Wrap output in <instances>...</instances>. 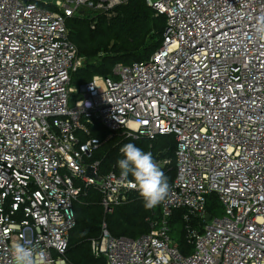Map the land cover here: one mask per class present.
<instances>
[{
  "label": "built area",
  "instance_id": "obj_1",
  "mask_svg": "<svg viewBox=\"0 0 264 264\" xmlns=\"http://www.w3.org/2000/svg\"><path fill=\"white\" fill-rule=\"evenodd\" d=\"M125 1L0 0V264H13L16 243L44 252V264H70L82 192L95 188L105 213L138 192L88 161L102 144L98 124L125 139L176 140V175L149 232L116 237L103 223L92 241L105 264H264V39L255 31L264 0H145L165 19L154 53L72 85L84 61L68 19ZM155 162L164 172L171 160ZM212 194L221 216L207 211ZM176 210L188 252L170 236Z\"/></svg>",
  "mask_w": 264,
  "mask_h": 264
},
{
  "label": "trees",
  "instance_id": "obj_2",
  "mask_svg": "<svg viewBox=\"0 0 264 264\" xmlns=\"http://www.w3.org/2000/svg\"><path fill=\"white\" fill-rule=\"evenodd\" d=\"M68 37L83 58V65L71 77V84L89 82L93 76H109L118 64H130L147 59L160 46L163 40L165 19L156 16L145 0H126L106 13L94 17H74L67 21ZM93 136L99 137L102 144L94 156L88 160H98L99 174L114 170L120 173L118 161L123 159L120 148L133 143L145 152H151L154 161L170 159L164 174L172 183L176 175L175 149L173 135L159 136L154 140H131L109 133L96 125L91 128ZM130 141V142H129ZM129 179L133 180L129 175ZM215 195L208 197L207 211L216 209ZM181 210H176L170 220V227L177 225L180 232L177 247L188 252L189 247L183 238ZM76 225L71 231L65 254L70 264H105L103 256L92 252L91 243L99 239L102 224L112 236L136 238L149 232V220L159 214L156 206L146 210L139 192L134 191L127 202L116 206L112 213H105L100 203V195L93 187L86 188L74 204ZM180 225V229L179 226ZM180 230V231H179Z\"/></svg>",
  "mask_w": 264,
  "mask_h": 264
},
{
  "label": "clouds",
  "instance_id": "obj_3",
  "mask_svg": "<svg viewBox=\"0 0 264 264\" xmlns=\"http://www.w3.org/2000/svg\"><path fill=\"white\" fill-rule=\"evenodd\" d=\"M256 35L264 39V18L257 23ZM123 159L118 161L120 175L127 179L132 176L131 187L138 190L146 210H152L166 200L170 184L164 172L156 164L151 152H145L133 143L120 148ZM13 264H44L46 254L34 247L16 243L11 248Z\"/></svg>",
  "mask_w": 264,
  "mask_h": 264
},
{
  "label": "rangeland",
  "instance_id": "obj_4",
  "mask_svg": "<svg viewBox=\"0 0 264 264\" xmlns=\"http://www.w3.org/2000/svg\"><path fill=\"white\" fill-rule=\"evenodd\" d=\"M84 61V60H83ZM72 85H74V86H79V84H77V83H72ZM77 95H79V94H74V95H72L71 97H70V107H72L73 106V103H74V99L75 98H77V97H75V96H77ZM130 142V141H129ZM96 152H97V150H96ZM95 152V153H96ZM222 215V208L220 207V206H217L216 207V209H214L213 211H212V216L214 217V216H221ZM179 226V229H180V225H178ZM176 228H177V225H175V226H173L172 227V230H171V233H170V236H171V238H172V240H173V242L176 244V245H178V242H179V240L181 239L180 237V232L179 233H177L176 232ZM180 231V230H179Z\"/></svg>",
  "mask_w": 264,
  "mask_h": 264
},
{
  "label": "water",
  "instance_id": "obj_5",
  "mask_svg": "<svg viewBox=\"0 0 264 264\" xmlns=\"http://www.w3.org/2000/svg\"><path fill=\"white\" fill-rule=\"evenodd\" d=\"M24 2H30V1H33V0H23ZM77 98H75L74 99V101L76 100ZM87 175L88 176H92V177H94V174H93V170H92V168H88V170H87ZM96 179H97V181H100V179L98 178V177H96ZM205 218L206 219H209L210 218V215L208 214V213H205Z\"/></svg>",
  "mask_w": 264,
  "mask_h": 264
}]
</instances>
